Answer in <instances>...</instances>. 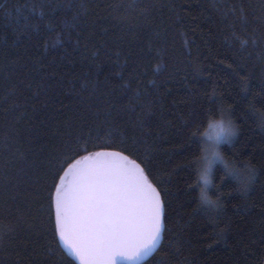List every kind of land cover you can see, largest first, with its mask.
<instances>
[{
  "label": "trees",
  "instance_id": "1",
  "mask_svg": "<svg viewBox=\"0 0 264 264\" xmlns=\"http://www.w3.org/2000/svg\"><path fill=\"white\" fill-rule=\"evenodd\" d=\"M157 3L146 20L121 23L129 15L121 0H89L78 27L69 34L58 26L47 45L18 31L24 20L14 9L0 17V264H79L39 223L29 229L17 217L29 211V178L69 126L86 132L106 119L123 131L132 158H150L154 182L167 189L162 245L142 264H264V129L256 117L245 119L249 103L264 112V4ZM233 31L245 48L230 42ZM221 106L234 109L239 127L222 153L238 166L251 162L257 178L247 195L227 182L214 229L198 211L193 159L200 153L188 137L198 114L211 109L219 119ZM224 175L220 165L212 182L220 185ZM207 194L218 195L211 187Z\"/></svg>",
  "mask_w": 264,
  "mask_h": 264
},
{
  "label": "snow or ice",
  "instance_id": "2",
  "mask_svg": "<svg viewBox=\"0 0 264 264\" xmlns=\"http://www.w3.org/2000/svg\"><path fill=\"white\" fill-rule=\"evenodd\" d=\"M88 2L0 0V17L11 18L14 9L17 21L21 17L24 20L18 31L25 35L31 32L47 45L58 26L69 34L78 27ZM157 6V0H121L120 7L129 15L120 17V21L146 20ZM234 11H225L223 16L226 19ZM132 12H136L135 17L130 15ZM230 42L239 43L241 49L248 43L235 31ZM135 95L139 99L138 90ZM249 108L253 110L245 114V119L249 115L256 117L259 127L264 129V112H257L251 103ZM233 111L221 106L219 120L212 118L211 109L203 117L198 114L196 130L188 137L189 146L195 145L200 153L193 159L195 187L200 192L198 211L212 221L210 226L214 229L224 209L223 201L228 198L222 192L227 182L235 181V190L247 195L257 178V168L251 162L238 166L237 161L226 160L222 153V147L231 146L239 132L232 119ZM149 164L150 158H132L123 131L113 127L110 120H104L95 130L89 126L86 132L83 126H69L66 138L29 178L33 185L29 211L18 215L17 225L31 229L39 223L45 233H51L57 246H62L79 264H141L159 251L167 219V189L154 182ZM220 165L224 166L225 175L222 183L216 185L210 177ZM209 187L218 193L215 199L207 194Z\"/></svg>",
  "mask_w": 264,
  "mask_h": 264
},
{
  "label": "water",
  "instance_id": "3",
  "mask_svg": "<svg viewBox=\"0 0 264 264\" xmlns=\"http://www.w3.org/2000/svg\"><path fill=\"white\" fill-rule=\"evenodd\" d=\"M151 256H152V255H150L148 258H146L145 260H143V261L141 262V264L144 263L146 260H148Z\"/></svg>",
  "mask_w": 264,
  "mask_h": 264
},
{
  "label": "rangeland",
  "instance_id": "4",
  "mask_svg": "<svg viewBox=\"0 0 264 264\" xmlns=\"http://www.w3.org/2000/svg\"><path fill=\"white\" fill-rule=\"evenodd\" d=\"M220 119V118H219ZM219 119H216V120H219Z\"/></svg>",
  "mask_w": 264,
  "mask_h": 264
},
{
  "label": "clouds",
  "instance_id": "5",
  "mask_svg": "<svg viewBox=\"0 0 264 264\" xmlns=\"http://www.w3.org/2000/svg\"><path fill=\"white\" fill-rule=\"evenodd\" d=\"M211 177H212V176H211ZM211 177H210V178H211Z\"/></svg>",
  "mask_w": 264,
  "mask_h": 264
}]
</instances>
